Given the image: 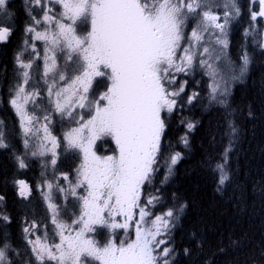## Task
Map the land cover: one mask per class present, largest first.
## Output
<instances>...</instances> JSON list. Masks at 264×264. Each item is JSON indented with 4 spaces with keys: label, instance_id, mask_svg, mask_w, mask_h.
I'll list each match as a JSON object with an SVG mask.
<instances>
[{
    "label": "snow or ice",
    "instance_id": "1",
    "mask_svg": "<svg viewBox=\"0 0 264 264\" xmlns=\"http://www.w3.org/2000/svg\"><path fill=\"white\" fill-rule=\"evenodd\" d=\"M26 3L32 6L28 12L32 22L26 25L25 34L33 42H44L43 75H39V65L34 66L33 59L24 62L22 53H17L15 60L22 71L17 70L15 75L23 82L17 80L14 89H9L15 91L9 102L20 118L25 137L30 133L39 137L43 131L41 144L32 156L43 157L50 152L54 171L56 149L61 146L50 130L54 114H59L61 125L65 121L76 125L63 133V141L66 151L78 150L81 162L73 170L74 177L62 174L67 188L59 183L55 187L65 199L69 195L75 198L80 211L78 216L72 212L75 218L70 224L62 220L61 212L67 209L62 210L52 202L54 185L47 183L49 191L42 195L52 213L59 243L54 236L49 243L47 232L43 240L28 239L34 260L25 254L20 264H173L175 249L169 246L171 228L187 205L180 204L161 215H155L153 208L163 199L155 180L160 171L159 160L165 153L168 120L185 104L182 94L187 81L179 83L178 76L194 73L198 64L214 81L210 85L209 104L228 107V82L225 81L222 90L215 82L213 58L223 61L224 50L229 46L230 25L242 14L237 0H226L223 17L214 11L219 7L215 0H26ZM258 3V11L250 7L252 22L264 17V0ZM0 15L11 17L8 0H0ZM86 24H90V30L78 34V27ZM250 31L255 29L245 28L244 35L248 36ZM10 34L9 27H0V42L7 41ZM24 43L29 41L25 39ZM257 46L264 51V43ZM31 47L36 52L35 43ZM240 60L239 73L233 72V80L243 79L253 63L247 51ZM32 80L36 83H30ZM41 80L47 85L51 107L37 102ZM58 81L67 86H59ZM26 85L33 91L28 92ZM97 89H102L98 95ZM199 95L196 92L188 95L187 104L198 100ZM30 102L34 109L45 113L44 123L35 131L30 125L39 123L41 117L28 113L25 105ZM77 108L81 110L79 114ZM180 123L187 129L180 142L189 149L188 133L195 130L196 122L181 119ZM228 127L230 138L222 153L223 162L216 163L214 168L219 173L218 191L229 180L225 166L237 132L231 120ZM109 139L114 145L111 154L98 155L97 141L107 144ZM45 142H50L51 148H46ZM24 145L28 148L29 139L24 140ZM7 147L0 133V148ZM182 158L179 151L167 158L170 163L166 161L161 185ZM16 159L19 168L26 167L24 159L19 156ZM46 164L47 161L41 162L42 167ZM16 183L19 196L27 198L29 186L23 180ZM172 195L175 199V193ZM3 199L0 196V201ZM0 219L10 222L6 215L0 214ZM97 226L107 228L110 233L103 245L88 235L95 233ZM31 230L22 229L25 239ZM117 230L124 232L119 240ZM6 235L0 248V264H15L5 252L9 247ZM230 243L237 245L238 241ZM189 252L184 249L185 255Z\"/></svg>",
    "mask_w": 264,
    "mask_h": 264
},
{
    "label": "trees",
    "instance_id": "2",
    "mask_svg": "<svg viewBox=\"0 0 264 264\" xmlns=\"http://www.w3.org/2000/svg\"><path fill=\"white\" fill-rule=\"evenodd\" d=\"M237 2L242 5L246 0ZM246 7L245 3L248 14ZM246 27L241 22L232 24L228 58L234 70L241 64L240 57L244 51L252 56L253 63L244 78L232 85L227 108L206 101L204 83L195 88L200 94L199 99L188 105L187 96L193 93L194 78L183 73L178 76L179 83L187 81L182 94L185 104L168 120L165 153L159 160L160 171L155 180L156 188L163 195L161 203L156 205L157 212L164 213L180 204L187 205L171 228L169 246L175 249L173 264H264V51L257 46L259 36L251 39L244 35ZM10 50L7 47L0 50L5 68L13 60ZM12 69L15 68L9 67L4 75L13 77ZM7 115L14 123L15 118L9 110ZM181 119L196 122L195 130L188 133L189 149L180 142V137L187 132L180 123ZM229 120L237 132L225 166L229 180L218 191L219 173L214 168L216 163L223 162L222 153L230 138ZM177 151L183 158L173 166V173L161 185L167 170L166 161L170 163L167 158ZM75 159L74 153L61 154L55 175L68 172ZM28 164L32 173L37 174L36 163L29 160ZM0 171V196L4 197L5 213L10 218L7 227L0 226V248L7 234V258L20 264L25 254L28 256L30 248L22 231L24 226L29 225L37 233L43 227L50 231V226L42 224L44 204L34 186L32 196L21 200L15 194V186L13 188L15 177H11H20V173L5 163ZM31 181L35 182L36 178ZM69 203L71 210L75 211V205L71 201ZM65 217L69 221L72 216L64 212ZM231 240L238 241V244L232 245ZM185 248L190 250L189 255H185Z\"/></svg>",
    "mask_w": 264,
    "mask_h": 264
},
{
    "label": "rangeland",
    "instance_id": "3",
    "mask_svg": "<svg viewBox=\"0 0 264 264\" xmlns=\"http://www.w3.org/2000/svg\"><path fill=\"white\" fill-rule=\"evenodd\" d=\"M256 1H258V0H256ZM215 2L217 4H219V7L215 8L214 11H216L221 17H223L224 11L227 10L224 7V4H225L226 0H215ZM245 3H246V6H247L246 8L250 9V5H249V1L248 0L246 2H244L242 5H239L240 8H241L242 14H241V16L239 18L234 20L232 22V24L235 23V22H241L245 26H247L246 28L251 27L252 29H255V31H250V33H249V35L247 37L252 39V38H255V36H259L260 37V43L259 44H261V40L264 37L263 22L260 21L261 17H259L256 22H252L251 18L247 17V16L250 15V13H249V15L247 14V11L245 10ZM55 8L58 10L59 6L57 5V6H55ZM246 17H247V21L245 19ZM232 24L230 25V28H229L228 41H229V36H230V31H231ZM88 30H90V24L79 26L78 29H77L78 34H86V32ZM187 31L189 33L191 32V24L189 25ZM27 40L29 41V43L26 44L20 51V53H22L21 59H23L24 62H28L29 59H33L34 60V66L35 65H39V69H40L39 75L42 76L43 75V66H44V61H43L44 42H42V41H34L33 42L31 40V36L30 35L27 37ZM32 43H35V45H36V52H33V50H32V47H31ZM229 47H230V43H229L228 48L224 50L223 61L222 62L216 61L213 58V64H214V66H216V72H217V75L215 77V82L219 84L221 90L225 86V81L228 82V84H227L228 90L230 89L231 85L234 82L238 81V80H233L231 78L233 72H235L238 75L239 67H237V69L234 70V66L231 65V63L229 62V58H228ZM37 53H39V58L38 59L36 58ZM60 63L62 65L63 61H60ZM20 71H22V70H20ZM205 73H206V70L200 68L199 65L197 64L195 72L191 73L189 76L188 75H185V76H188L189 78H191V77L194 78L193 92H196L195 88H197L199 86V84H201V83L205 84V93H206L205 94V99L207 101V100H209L208 98H209V94L211 92L210 85H212L214 81H213V79L211 78V76L209 74H205ZM57 80H58V77H57ZM22 82H23L22 78H20V83H22ZM30 83L35 84L36 81L32 80V81H30ZM68 83H70V79H69ZM58 84L61 87L67 86L64 82H59L58 81ZM25 87H26L28 92L33 91V89L31 87H28L27 85ZM186 87H187V84L185 85V88ZM101 90L102 89H100L99 91H101ZM40 93H41V95L36 98L37 102L42 103L44 105H49V97H48V92H47V85L44 84L43 80L40 81ZM98 93H97V95H98ZM14 95H15V91H14ZM49 107H51V105H49ZM11 108H12V110L14 111V113L16 115V118L18 120V124L20 125L19 116L16 114L15 109L12 106H11ZM25 108H26V110L28 111V113L30 115H36V116L41 117L39 123H35L34 122L33 125H30V127H33L34 131L37 128H41V125L44 123L42 117H43V115L45 113L42 112L38 108L34 109V105L31 102L26 104ZM75 111L77 112V114H79L81 112V110L79 108H77ZM54 116H55L54 123H53V125H52L50 130L52 131V134L55 135L57 137V139L61 142V148L66 150V142L63 141V133L65 131H67L69 128L75 127L76 125L74 123L69 124V123H67V121H65L64 124L61 125L59 114H54ZM20 130H21V137H22L23 153L25 154V156H27V157L24 156V160L25 161L26 160L34 161L36 163L37 168L40 171V175H41L42 172L44 173L43 175H41V181L35 185V188H36L37 191L35 190V188H34V190H35V192L37 194H41V198H42L43 204L48 209L47 202L44 200L43 195H42V193H47L49 191L48 188H47V183L50 182V183H52L54 185V187L52 189V202L57 205L59 203L58 195L60 194V197H65V196H64L63 193L59 192V190L55 187V185H57V183L61 182L59 184L61 186H63L64 188H67L68 187V182L63 180V176L62 175H55L53 166L50 163V160H51V153L50 152L46 153V155L43 156V157H40V156L33 157L32 156V152L38 150V147L41 144V139L43 137V131L41 130L39 132V137H37L36 135H33L32 133H30L28 137H25L23 129L21 128ZM26 138L29 139L28 148H25V145H24V140ZM45 147L46 148H51V143L50 142H45ZM113 147H114V145L112 144L110 139L108 140L107 144L103 143L102 141H97L96 151H97L98 155L111 154L110 149L113 148ZM59 148L60 147H58L56 149L57 155H58ZM67 151H70V152H73V153L76 154V159L77 160H76L75 165L71 169V173H72L71 175L74 177L75 173H74L73 170L80 164L81 155L78 153V150H67ZM42 161H47V164L44 167L41 166V162ZM69 201H71L75 205V207L77 208L76 216H78L79 215V211H80L79 204L75 201V198H73L70 195L68 196L67 199L64 200L63 203L65 205L71 206ZM0 206H2L1 201H0ZM155 208H156V206L153 208L154 214L155 215H161L162 213L157 212ZM48 211H49V209H48ZM49 214L51 216V221H50V224H49L50 231H48L46 227H43L39 234L30 233L27 239L35 241L37 239V237H40L43 240V237L45 236V232H47L49 237H50V239L48 241L49 243H52L51 237H53V236L55 237V242L59 243V237L55 234V225L52 224V213L50 211H49ZM136 218L138 219V215H137ZM69 221L66 220L67 223H69ZM149 223H150V220H149ZM117 234H118L117 235V239L118 240H119V238H122L124 236L123 230H117ZM88 235L91 236L92 238H94L96 241H98L101 245H103L107 241V239L110 237L109 230L107 228H101L99 226H97V229H96L95 233H89ZM132 236L134 238V228L132 230ZM165 239H167V237H165ZM30 248H31V246H30ZM33 258H34V256H33ZM50 264H54V262H50ZM95 264H98V262H95Z\"/></svg>",
    "mask_w": 264,
    "mask_h": 264
},
{
    "label": "flooded vegetation",
    "instance_id": "4",
    "mask_svg": "<svg viewBox=\"0 0 264 264\" xmlns=\"http://www.w3.org/2000/svg\"><path fill=\"white\" fill-rule=\"evenodd\" d=\"M248 1H249L250 7H254V10H256V11L259 10L258 1L255 0L254 5H253V0H248ZM31 7H32L31 5H27L26 0H8V11L12 14L11 17L0 15V27L7 26L10 28V32H11L7 41L0 42V50L2 49V47L10 48L11 49L10 55H12V57H13V60L10 61L9 66H7L5 68L3 66L4 62L1 60V53H0V121H3V123L0 124V133L3 134L4 142L8 145L7 148H0V168H1V165L3 163H5V164L10 165L12 168H14L15 171L20 173V177L18 175H13L11 177H15V184L13 185V188L15 186V194L21 200H26V199L30 198L32 196V186H34V188H35V185L41 181V175H40L39 171H38L39 174L38 173L33 174L30 167H29L28 160L25 161V163H26L25 168H23V169L19 168V164H18L16 157L19 156V157L24 159V156H25V154L23 153V147H22V137H21V130H20L21 127L18 124V120L16 118V115H15L14 111L12 110L11 104L9 102L10 98L14 95V90L12 92H10L9 89L10 88L14 89V84L17 80H19V82H20V78H17L15 75L17 70H20V69H18V65L16 63L15 57H16L17 53H20L21 49L26 45L24 43V41L29 36V35L26 36L25 28H26V25H28L32 22L29 15H28L29 9ZM248 10L250 13L249 8H248ZM38 11L39 10L37 9V12ZM249 13H248V15H249ZM39 15L42 16V13H40ZM249 17H250V15H249ZM260 21L263 22V26H264V17H261ZM261 43H264V37L262 38ZM9 67L15 68V69H12V72L14 74L13 77L11 74H9L8 76L4 75L6 70L8 71ZM8 110L13 114V116L15 118L14 123L11 121L10 117L7 115ZM17 147H19V151L17 150ZM66 152H70V151H66L65 149L61 148V146H60L59 151H58V155H57V161H59L60 155L65 154ZM70 153H73V152H70ZM25 157H27V156H25ZM76 160L77 159H75V162L72 161V164L70 165V167H68L69 169L67 170L68 172H66V173L72 174L71 169L75 165ZM0 173H1V171H0ZM62 174H65V173H61L58 175H62ZM34 178H36V181L32 182L31 179H34ZM19 180H23L29 186V189L31 190L30 195L27 198H23V197L19 196V185L16 183ZM35 190H36V188H35ZM37 195L41 196V194H37ZM58 197H59V203L57 204V206L60 207L62 210L67 209L68 216H70V215L72 216L70 221H69V223H70L71 220L74 219L72 212H71L73 210H71V206L65 205L63 203L65 200V197H60V194L58 195ZM1 203H2V206H0V214L6 215V213H5L6 207L4 206V200H2ZM74 210L77 213L76 207ZM49 218L51 219L49 211H48L47 207L44 206L43 217H41L43 226H46V225H44L45 223L50 224L51 220H49ZM60 218L63 220H65V219L68 220V218H66V217L64 218V212L63 211L61 212ZM8 223H9V221H4L3 219H0V226L1 227H7L6 225ZM25 227L31 228L29 225H25L24 228ZM30 233L39 234V233L32 231V230ZM30 233L27 234V238H28ZM25 241H26V239H25ZM29 246H31V245H29ZM28 256L32 257V259L34 260V258L32 256V252H31V248H29Z\"/></svg>",
    "mask_w": 264,
    "mask_h": 264
},
{
    "label": "bare ground",
    "instance_id": "5",
    "mask_svg": "<svg viewBox=\"0 0 264 264\" xmlns=\"http://www.w3.org/2000/svg\"><path fill=\"white\" fill-rule=\"evenodd\" d=\"M236 82H237V81H236ZM234 83H235V82H234ZM234 83H233V84H234ZM233 84H232V85H233ZM232 85H231V87H232ZM231 87H230V89H231ZM230 89H229V91H230Z\"/></svg>",
    "mask_w": 264,
    "mask_h": 264
}]
</instances>
